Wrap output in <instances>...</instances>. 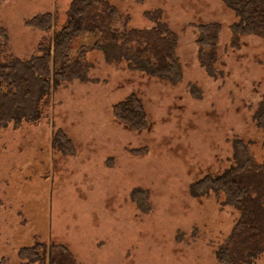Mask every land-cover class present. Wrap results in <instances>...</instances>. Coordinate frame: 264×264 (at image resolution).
Returning <instances> with one entry per match:
<instances>
[{"label": "rangeland", "instance_id": "obj_1", "mask_svg": "<svg viewBox=\"0 0 264 264\" xmlns=\"http://www.w3.org/2000/svg\"><path fill=\"white\" fill-rule=\"evenodd\" d=\"M71 1L0 0L8 39L0 35V62L50 47L53 29L27 20L55 12L60 27ZM110 2L119 10L116 44L91 50L84 77L60 82L39 121L0 132V264H44L19 256L37 240L67 245L77 264H223L217 250L240 212L222 191L195 195L191 186L238 167L245 155L264 162L256 118L264 106V38L241 36L235 47L237 17L222 0ZM155 9L177 36L176 82L134 68L122 52L124 30L154 26L146 12ZM211 21L222 30L218 59L207 67L197 25ZM130 94L144 105V129L114 114ZM58 128L72 153L52 148ZM250 260L264 264V251Z\"/></svg>", "mask_w": 264, "mask_h": 264}, {"label": "trees", "instance_id": "obj_2", "mask_svg": "<svg viewBox=\"0 0 264 264\" xmlns=\"http://www.w3.org/2000/svg\"><path fill=\"white\" fill-rule=\"evenodd\" d=\"M143 1V0H137ZM237 19L230 25L232 44L239 38L256 35L264 38V0H222ZM119 13L110 0H72L66 20L56 26L55 12L37 13L27 24L41 29H53L52 45L29 59L13 58L0 62V132L13 124L37 122L42 117L43 106L64 80L83 78L90 67L88 53L96 48L113 46L120 37L112 29ZM161 9L147 11L154 21L150 28L124 30L120 43L122 52L135 61L134 68L176 82L182 77L181 65L176 58L177 36L161 20ZM198 44L207 49L200 56L203 65L211 67L218 59V43L222 25L218 21L197 25ZM0 35L7 41L5 29ZM94 35L90 44L80 39ZM2 42L0 40V49ZM115 116L132 129L147 126V113L140 98L130 94L114 105ZM257 124L264 131V106L258 111ZM52 148L72 153L71 138L60 128L52 132ZM242 158V157H241ZM195 195L206 190L222 191L226 202L235 206L240 217L229 238L217 250L223 264H250V257L264 251V162L245 155L239 166L220 175L207 174L191 186ZM135 194V193H134ZM19 256L28 262L44 264H77L67 245L52 241H35L19 249Z\"/></svg>", "mask_w": 264, "mask_h": 264}]
</instances>
